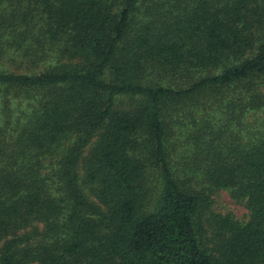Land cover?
I'll return each instance as SVG.
<instances>
[{
  "label": "trees",
  "instance_id": "16d2710c",
  "mask_svg": "<svg viewBox=\"0 0 264 264\" xmlns=\"http://www.w3.org/2000/svg\"><path fill=\"white\" fill-rule=\"evenodd\" d=\"M0 99V264H264V0H0Z\"/></svg>",
  "mask_w": 264,
  "mask_h": 264
},
{
  "label": "rangeland",
  "instance_id": "374dc122",
  "mask_svg": "<svg viewBox=\"0 0 264 264\" xmlns=\"http://www.w3.org/2000/svg\"><path fill=\"white\" fill-rule=\"evenodd\" d=\"M157 79V76H155ZM20 98L23 99L22 105H29L30 103H34V97H37L38 94L36 93H24ZM0 99V103H1ZM121 105H127V99H121L119 101ZM213 212H224L228 211L231 212L237 219L239 220H247L248 219V211L244 207L242 203H238L230 199L225 193H220L216 196L213 208Z\"/></svg>",
  "mask_w": 264,
  "mask_h": 264
}]
</instances>
